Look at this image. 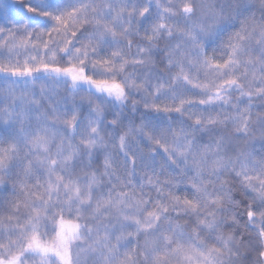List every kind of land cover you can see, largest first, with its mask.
Segmentation results:
<instances>
[{"label":"snow or ice","instance_id":"1","mask_svg":"<svg viewBox=\"0 0 264 264\" xmlns=\"http://www.w3.org/2000/svg\"><path fill=\"white\" fill-rule=\"evenodd\" d=\"M17 2L0 264H264V0Z\"/></svg>","mask_w":264,"mask_h":264},{"label":"trees","instance_id":"2","mask_svg":"<svg viewBox=\"0 0 264 264\" xmlns=\"http://www.w3.org/2000/svg\"><path fill=\"white\" fill-rule=\"evenodd\" d=\"M27 2L28 0H25V3ZM0 10H3V18H0V27L7 26V24L5 23L6 20L15 21L24 18V7L22 4H19L15 0H0ZM180 27H183V25L181 24ZM44 39L47 40L48 37L45 36ZM37 43H39V41H37ZM133 98L139 99L140 97L136 96Z\"/></svg>","mask_w":264,"mask_h":264},{"label":"rangeland","instance_id":"3","mask_svg":"<svg viewBox=\"0 0 264 264\" xmlns=\"http://www.w3.org/2000/svg\"><path fill=\"white\" fill-rule=\"evenodd\" d=\"M15 1H17V0H15Z\"/></svg>","mask_w":264,"mask_h":264}]
</instances>
